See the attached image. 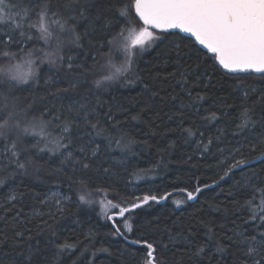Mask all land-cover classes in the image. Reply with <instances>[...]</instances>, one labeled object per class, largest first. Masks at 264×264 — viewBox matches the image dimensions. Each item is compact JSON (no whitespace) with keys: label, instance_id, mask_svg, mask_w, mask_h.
<instances>
[{"label":"snow or ice","instance_id":"obj_1","mask_svg":"<svg viewBox=\"0 0 264 264\" xmlns=\"http://www.w3.org/2000/svg\"><path fill=\"white\" fill-rule=\"evenodd\" d=\"M133 7L135 15L143 25L139 30L132 26L128 6L124 5L122 0H0V90L7 86L8 92L11 93L13 89L23 90V86L39 85L43 78L40 64L44 63L49 65L48 73L56 75L57 78L61 71H64L84 77V82L87 83V77L94 73L100 59L106 60V63L101 65L106 74L94 80L96 88L111 85L121 78H125L127 83H133L127 76L137 61L142 58L144 52L154 46L158 47V42L164 41H167L168 49L165 53V63L171 60L175 65V70L170 72L169 76L176 78L181 91L186 92L188 96L187 103L182 100L181 108H191L194 102L203 101L206 95L197 92L193 96V89L201 86L205 90L209 89L217 74L221 77H232L240 73H258L264 78V0H135ZM81 26L84 31L79 30ZM156 30H159L158 33ZM33 41L42 42L45 47H28ZM105 47L109 49L107 53L102 51ZM121 47L124 62L120 67H115L111 62V54L113 50H120ZM46 48L49 50H45ZM73 49L80 50V53L73 55ZM85 49L87 51H84ZM37 53L42 54V58L37 56ZM81 54L92 60L91 66L80 59ZM37 59L40 64H37ZM18 60L27 64L29 70L26 73L15 70L20 66ZM43 82L45 85L50 84L52 75H48ZM79 83L80 81L73 82L70 87L75 89ZM241 83H237L236 87H241ZM147 88L148 85L145 84V89ZM68 90L65 88L58 91L66 93ZM242 91L234 135L243 134V143L237 141L239 146L228 150L220 180L234 174L237 169L243 171L253 160L264 161V89H260L259 94L255 96V88ZM0 96H3L4 100L8 99V95L3 91H0ZM152 96H159V92L153 91ZM97 106H102L98 96L93 106L84 102L69 104L66 111L63 108H45L38 117L33 115L31 120L21 127V115L27 117L33 105L28 104L21 114L16 111L15 104L9 107L5 103L4 114L0 115V187L15 179L18 174L28 175L30 169L38 172L39 153L50 154V159L53 156L57 158L58 166L53 171L67 177L70 192L73 191V185L79 186L78 193L85 191L86 181L91 183L89 172L102 171L108 174L111 169L104 167L99 160L111 147L113 138L110 129L101 123ZM227 107L232 105L222 99L217 110H205L208 114L201 119L208 123L227 117L228 113L223 111ZM110 112L111 109L106 115L108 120L112 121ZM176 115L181 117L182 125L183 113ZM139 118V114L131 117L133 120ZM118 127V121L111 125L112 129ZM257 127L262 129L258 135L254 132ZM181 131L188 137L204 135L199 131L198 125L181 127ZM219 131L222 135L223 129ZM249 133L252 135H248ZM29 136L38 139L32 144H26L25 138ZM97 138H100V142H97ZM219 139V135L215 137V140ZM104 140L108 143L102 147ZM115 143L122 150L130 151L137 141L134 138L126 139V135L122 134ZM212 144L213 138L209 137L206 144L202 140L198 141L197 147H203V150L208 152ZM245 147L248 150L247 155L242 151ZM224 151L220 149L221 153ZM237 156L240 158L237 159ZM254 179H257L256 173L242 178V182L237 181L241 187H250L254 193H260L258 205L253 204L255 196L245 200L242 205L248 207L251 212L249 220L244 223L249 224L252 230L234 231L227 238L231 245L240 251L241 264H264V187H257V184L253 183ZM257 182L264 185V181ZM218 183L219 181H214V184ZM201 191L200 187L195 189L196 193ZM167 198L168 194H145L136 197L138 202H132L128 206H122L123 201L113 203L108 200L106 203H99L101 214L111 221L118 217L123 219V228L130 234L133 232V223L131 216L126 214L149 205L150 201L159 203ZM17 199L18 194L13 192L8 197V202L11 204ZM187 199H195L193 192L187 193ZM70 201L71 196L58 192L51 193L40 201L42 205L51 203L55 209L53 211L50 208L46 214L48 219L41 220L40 231L51 233L49 242L56 249L57 262L63 254L74 251L80 243H69L67 240L58 242L54 225L49 223V220L55 222L57 217L62 218L65 215L66 205ZM78 201L90 206L95 203L84 194H78ZM12 206L15 207L14 204ZM112 210L116 211L110 215ZM34 215L43 217L45 213L36 212ZM2 219L4 217H0V220ZM250 221L258 223L250 224ZM113 227L115 235L122 236L129 246L142 247L145 255L140 257L139 264H164V261L156 256L157 249L163 255L170 245L174 246L181 241L191 243L189 237L193 235L191 229L187 235H173L171 230L167 229L168 242L164 243L144 237L129 239L120 227L115 224ZM23 236V232L15 233V237ZM27 239L30 241L33 237L29 235ZM205 247L200 245L191 252V256L200 260L201 264L206 255ZM97 251L107 252L108 249ZM216 251L223 253L227 248L217 241ZM92 255L94 257L96 253L93 252ZM131 255L135 257L136 252L133 251ZM31 261L29 245L25 264H31Z\"/></svg>","mask_w":264,"mask_h":264},{"label":"trees","instance_id":"obj_2","mask_svg":"<svg viewBox=\"0 0 264 264\" xmlns=\"http://www.w3.org/2000/svg\"><path fill=\"white\" fill-rule=\"evenodd\" d=\"M122 3L128 6L132 26L139 30L142 22L135 15L133 7L135 0H122ZM79 30L84 31V28L81 26ZM156 31L158 33L159 30ZM158 45L144 52L132 72L128 74L127 78L133 83H127L125 78H121L111 85L96 88L94 80L106 74L101 68V65L106 63L105 59H100L94 73L87 77V83L84 82V77L76 73L61 71L57 78L56 75L48 73L47 63L40 64L37 59V64L43 69V78L39 85L24 86L20 91L13 89L11 93L8 92L7 86L0 90L8 95L12 102L16 100L20 102V111L28 104H32L30 118L33 115L38 117L45 108L53 110L63 108L66 111L69 104L84 102L93 106L98 96L102 104L97 106L99 118L101 123L110 129L113 138L111 147L99 160L111 171L108 174L102 171L89 172L91 183L86 181V189L82 193L77 192L78 185H73V191L70 192L67 177L53 171L58 166L56 157L50 159L40 156V153L38 172L30 169L28 175L18 174L15 179L0 187V217H4L0 220V241H2L0 264H25L29 245H31V264H73V262L75 264H89V262L139 264L140 257L145 255L144 250L141 246H129L122 236L115 235L114 224L120 227L129 239L144 237L164 243L168 242L167 229H170L173 235H187L188 230L191 229L193 232L189 237L191 243L181 241L174 246L170 245L169 250L163 255L157 249L156 256L162 259L164 264H201L200 260L191 256V252L200 245L206 246V255L202 259V264H241L240 251L232 246L227 238L234 231L252 230L249 224L244 223L249 220L251 212L248 207L242 205L245 200L252 199L253 196H255L253 204L258 205L260 193H254L250 187H241L237 181L242 182V178L256 173L257 179H254L253 183L257 184V187H264L257 182L264 181V161L253 160L252 164L245 166L243 171L237 169L224 180L219 178L223 175V162L228 156V150L239 146L237 141L243 143V134L234 135L235 123L238 122L236 118L240 112L239 105L243 97L242 89L255 88L257 92L253 95H258L259 90L264 89V78L258 73H240L232 77H221L217 74L209 89L205 90L202 86L193 89V96L197 92L206 95L203 101L194 102L191 108H181L182 100L184 103L188 101L187 93L181 91L176 78L169 76V73L175 70V65L171 60L165 63L167 41L158 42ZM28 47L45 46L41 42L33 41ZM13 50L15 51V48ZM27 50L28 48L25 49ZM108 50L105 47L102 51L107 53ZM78 53L80 50L73 49V55ZM120 54V51L113 50L111 60L113 61L115 57L124 61V57L121 58ZM36 55L42 58V54ZM80 59L85 60L89 66L93 63L82 54ZM17 63L20 66L15 70L19 72L25 63L19 60ZM26 69H28L27 64ZM26 69L24 73L29 70ZM48 75H52V82L45 85L43 79ZM76 81L80 83L77 88L72 89L70 85ZM240 82H242L241 87L237 88L236 84ZM145 84L148 85L147 89ZM65 88L69 89L68 92L58 91ZM153 91L159 92V96H152ZM222 99H225L228 105H232L223 109L228 113L227 117L205 123L201 119L208 114L205 110H217ZM109 109L113 116L112 121H109L106 115ZM180 112L183 113L182 125L181 117L176 115ZM137 114L140 116L138 120L131 119ZM116 121L119 122V127L112 129L111 125ZM197 125L199 131L204 133L203 137L199 135L188 137L181 131V127ZM220 129H223L222 135ZM261 131L259 127L254 130L257 135ZM122 134L126 135V139L134 138L137 141L130 151L122 150L115 143ZM218 135L220 139L215 140ZM248 135L251 136L252 133ZM209 137L213 138V144L209 146L208 152H205L203 147H197L198 141L202 140L206 144ZM34 142L35 140L30 136L25 138L26 144ZM97 142H100V138H97ZM107 143L108 141L104 140L102 147ZM220 149L225 151L221 153ZM242 151L245 155L248 154L246 147ZM214 181L219 183L214 184ZM134 185L135 189L132 188ZM204 185L211 187L205 188ZM197 187L202 189L200 193L195 192ZM57 188L72 196L74 201L67 203V211L62 218L57 217L55 222L49 220V223L54 225L58 242L62 243L64 240L69 243L80 242L74 251L63 254L58 262L56 249L49 242L51 233L40 231L41 220L48 219L46 214L52 208L49 204L42 205L40 201ZM13 192L18 194V199L10 204L8 197ZM188 192H193L195 199L188 200ZM78 194L88 196L95 203L91 206L80 204ZM145 194L157 196L168 194V198L159 203L150 201V206L144 205L133 213L126 214L131 216L133 223V232L130 234L123 228V219L118 217L115 221H111L104 218L99 211V201L106 200V196L112 197L118 203L123 201L122 206H128L132 202H138L135 200L136 197ZM36 212L45 215L43 217L34 215ZM256 223L258 221H250V224ZM17 231L23 232L24 236L15 237ZM29 235L33 237L30 241L27 239ZM18 240L21 243L17 244ZM217 241L225 245L227 251L217 252ZM102 248L108 251H97ZM133 251L136 252L135 257L131 255ZM93 252L96 253L94 257Z\"/></svg>","mask_w":264,"mask_h":264},{"label":"rangeland","instance_id":"obj_3","mask_svg":"<svg viewBox=\"0 0 264 264\" xmlns=\"http://www.w3.org/2000/svg\"><path fill=\"white\" fill-rule=\"evenodd\" d=\"M143 26V25H142ZM41 44H43L42 42H41ZM117 51H120L121 52V54H120V57L122 58V56L124 57V53L122 52L123 50H122V47H121V49L120 50H117ZM111 62H112V64L115 66V67H120L122 64H123V59H121V60H118V59H116L115 57H114V60L112 61L111 60ZM25 69H26V64L19 70V72L20 73H24V71H25ZM26 70H28V69H26ZM102 72H104V71H102ZM124 85H125V83H124ZM24 87V86H23ZM26 87V86H25ZM5 103H7L8 105H9V107H11L13 104H15L17 107H16V111L17 112H20L21 114H22V112H23V110H21L20 111V109H21V106H20V102L19 101H14V102H12L11 101V99L10 98H8L7 100H4V98H3V96H0V115H3L4 114V105H5ZM29 120H31V118L29 117V115L27 116V117H24L23 115H21V127H24L27 123H28V121ZM32 139H38V138H33L32 137ZM40 156H46V157H49L50 156V154H48V153H40ZM135 185L134 186H132V188H134L135 189ZM54 192H58V193H60L61 195H68L67 193H65V192H63V191H61V189L60 188H57V189H53L52 191H50L47 195H46V197L47 196H49L51 193H54ZM70 196V195H69ZM108 200H111L113 203H118L117 201H115V200H113V198L112 197H110V196H106V200H104V202L106 203ZM74 200L72 199V196H71V201L70 202H73ZM100 201H102V200H100ZM70 202H68V203H70ZM49 207H52V205H51V203H49ZM52 209H54V208H52ZM99 211L101 212V209H100V207H99ZM114 212V210H112V212H110L109 214H111V213H113ZM102 215V214H101ZM103 216V215H102ZM104 217V216H103ZM105 218V217H104Z\"/></svg>","mask_w":264,"mask_h":264}]
</instances>
